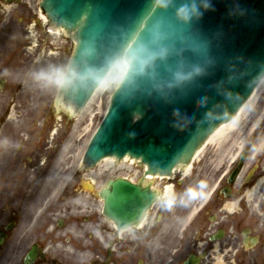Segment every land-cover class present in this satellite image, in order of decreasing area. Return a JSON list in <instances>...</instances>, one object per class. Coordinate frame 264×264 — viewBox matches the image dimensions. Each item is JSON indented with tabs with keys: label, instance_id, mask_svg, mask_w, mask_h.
<instances>
[{
	"label": "water",
	"instance_id": "1",
	"mask_svg": "<svg viewBox=\"0 0 264 264\" xmlns=\"http://www.w3.org/2000/svg\"><path fill=\"white\" fill-rule=\"evenodd\" d=\"M40 7L50 26L74 33L58 93L74 114L114 62L128 60L85 168L128 155L146 173L169 175L234 116L264 74V0H41ZM99 196L119 227L139 220L154 199L122 179Z\"/></svg>",
	"mask_w": 264,
	"mask_h": 264
},
{
	"label": "flooded vegetation",
	"instance_id": "2",
	"mask_svg": "<svg viewBox=\"0 0 264 264\" xmlns=\"http://www.w3.org/2000/svg\"><path fill=\"white\" fill-rule=\"evenodd\" d=\"M46 46L31 0H0V195L8 196L7 217L0 212V264H264L262 126L238 167L224 158L213 162L219 153L204 146L189 167L146 181L158 197L131 226L64 216L70 210L63 204L78 193V175L46 215L32 216L63 150L53 122L22 114L32 97L47 98L44 80L53 64H32ZM143 178L136 172L132 180ZM48 232L47 241L56 236L73 254L54 259L43 244Z\"/></svg>",
	"mask_w": 264,
	"mask_h": 264
},
{
	"label": "rangeland",
	"instance_id": "3",
	"mask_svg": "<svg viewBox=\"0 0 264 264\" xmlns=\"http://www.w3.org/2000/svg\"><path fill=\"white\" fill-rule=\"evenodd\" d=\"M52 41L54 44L55 42L56 44L57 43L59 44L58 48L60 49L58 53L59 52L60 53L57 54L58 55L57 57H55L56 54L55 55L48 54L47 57H45L42 60L44 64H48L49 68H50V64H53L51 68H54L52 70V72L53 71L54 72L52 73L49 70L47 75V80H44L48 83L49 91L47 98L44 100L42 96L32 97V104L30 108H26L24 109V111H22L23 116H26V118L29 120L31 119V120L42 121L43 119L47 118V120L53 121L54 126L56 127V133H58V140H62L61 141L62 144L64 143L65 145H67L63 157H61L58 160L57 167L54 168L56 172L54 171L55 173L53 175L52 182H49L45 187V191L43 193L41 200L42 203L41 202L38 203L41 209L40 211L39 210L38 211L41 213H43L42 206L45 203L48 204V201H50L49 205L56 204L53 202V200L56 201L61 186L64 183H66L69 177L67 176V174L68 172H70L71 166L74 165L76 160H78L77 158H80L86 143L88 142L90 136L92 135L93 131L97 127L101 118L103 117V114L108 105L109 97L120 80L121 72L123 68L122 62L117 63L118 65H115V67L109 73V76H107L103 88L100 90V92L94 94V96L91 98L85 110L76 119L69 120L67 118L66 112H58L54 110L53 113L52 100L56 86L67 67L68 60L70 58V55L74 47V41L71 37H65V36L61 38L56 37L55 39L52 38ZM48 46L50 47L49 43L47 45V49H50L48 48ZM35 53L36 52L34 49L29 54L30 55L32 54L31 56H33ZM40 99H41V103L40 105H38ZM257 100L258 101L256 102L255 108L251 112L249 111L243 114V116L239 120L238 126L235 128V130L232 131V134L227 137L228 139L226 138L227 140L222 141L220 144L213 145L212 148L214 152L222 151L226 155L229 154L233 155V153H235L238 150L239 146L241 145V141L245 136V133L248 132V129L252 126L251 123L258 120L261 117L260 116L261 114H264V87L257 96ZM44 114L47 115L45 116ZM216 146L220 147V149L219 148H218L219 150L214 149V147ZM90 171H88L85 175H91ZM118 173L119 172L114 171V169L113 171H109V172L107 171L101 174L98 173V171H95L93 175L95 183L93 184L92 189L88 190L90 192H88L86 189L84 190V188L82 187L79 188V186L81 185L80 183L81 181H80L79 182L80 184L78 185L79 194L76 193L73 196H70L71 200L68 199L65 201L66 203L63 204V207L69 208L70 212L69 213L59 212L55 216L57 217L68 216V217L76 218L80 214V216L82 217L86 216L92 218L93 220H105L102 218V216L99 214L98 211V209L101 206V201L96 195V192L101 186L104 185V183L108 178H111ZM80 198H83L85 202H80L79 201ZM7 202H8L7 194L0 195V212H5L2 215L4 218H6L8 215V209L6 210ZM61 213H63L64 216L60 215ZM33 215H35V213ZM50 221L51 223H53L55 220H50ZM65 222H67L66 219ZM44 237H46V239L45 241H43V244H45V246L49 249L48 244L50 240L47 241V238H53V236L46 234ZM44 237H42V239ZM55 238L57 240L58 237L55 236ZM70 246L65 245V248L72 249V247ZM56 253L57 252H54V254Z\"/></svg>",
	"mask_w": 264,
	"mask_h": 264
},
{
	"label": "bare ground",
	"instance_id": "4",
	"mask_svg": "<svg viewBox=\"0 0 264 264\" xmlns=\"http://www.w3.org/2000/svg\"><path fill=\"white\" fill-rule=\"evenodd\" d=\"M120 62H123L124 65L127 64L123 58V60H121ZM111 72V71H110ZM109 72V73H110ZM109 76V74H108ZM106 80V79H105ZM97 88V92H100V90L103 88L104 86V82ZM264 87V78L261 80V82L259 83V86L257 87V89L255 90L254 94L252 95V97L248 100V103H245L242 107V109L240 110V112L238 113V115L236 116V118L234 120H231L230 123H225V125H221V128H217V130L215 131V133L209 138V140L207 141V143L209 142H213V143H219L221 140H223L224 138L228 137L230 134H232V131L235 130V128L238 126L239 124V120L240 118L243 116V114L247 113V112H251L256 105L257 100V96L259 95V93L261 92V90ZM260 120V118H259ZM234 133V132H233ZM243 140V139H242ZM57 249L60 252H64L65 254H70L71 249L69 248H65L63 245L58 246ZM69 249V250H68Z\"/></svg>",
	"mask_w": 264,
	"mask_h": 264
}]
</instances>
